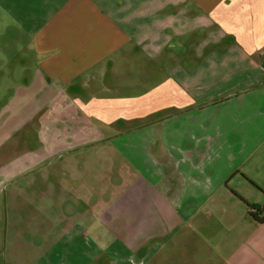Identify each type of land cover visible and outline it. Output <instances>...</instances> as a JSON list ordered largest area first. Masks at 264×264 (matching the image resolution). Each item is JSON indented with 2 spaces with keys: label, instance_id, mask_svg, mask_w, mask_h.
<instances>
[{
  "label": "crops",
  "instance_id": "obj_1",
  "mask_svg": "<svg viewBox=\"0 0 264 264\" xmlns=\"http://www.w3.org/2000/svg\"><path fill=\"white\" fill-rule=\"evenodd\" d=\"M0 84L37 101L24 114L39 117L49 149L27 152L26 120L0 109V264H133L160 236L143 210L165 205L191 224L237 169L264 175V0H0ZM82 148L120 173L107 200L29 175ZM246 200L237 210L250 223L261 203ZM114 214L134 215L121 236Z\"/></svg>",
  "mask_w": 264,
  "mask_h": 264
},
{
  "label": "rangeland",
  "instance_id": "obj_2",
  "mask_svg": "<svg viewBox=\"0 0 264 264\" xmlns=\"http://www.w3.org/2000/svg\"><path fill=\"white\" fill-rule=\"evenodd\" d=\"M13 87L14 85L0 84V109L14 110L16 115L21 116L18 119L26 120L21 131L23 133L25 129L27 134H32L26 151H31L34 156L40 155L41 148L47 151L49 149L45 147V140H43L44 143L41 140L39 117L31 116L29 113L24 114L26 111L29 112L30 107H34L35 112L39 104L36 100L16 95ZM20 135L21 132L16 138L18 139ZM94 151V148L71 151L62 158L46 163L42 168L30 171L29 175H36L34 179L36 178L35 184L38 185L41 184L40 175H47L50 185L63 180L67 187L81 186L91 190L92 201L107 200L108 194L114 190L111 184L115 185L118 181L116 175L120 173L109 174L110 165L106 163L108 158ZM25 156L27 155L24 154L23 159H20L24 160ZM223 165L224 161H219L213 166L209 165L207 174L213 175L215 170L221 169ZM116 166L118 168L124 166V170H132L134 175H138L133 166L125 164L124 161L117 163ZM189 170L192 175H204L200 169L190 168ZM234 174L213 195L204 198V204L199 210L194 207L195 205L193 206L191 224L185 225V221H182L184 219L167 211L165 205L150 206L149 210H143L142 215L145 218L142 220L146 222V229L153 233L160 232V236L149 238L147 243H143L140 253L135 252L133 264H227L229 255L250 254V252L262 254L264 258V187L262 185L264 175H242L243 171L240 172L238 169ZM110 175H114L113 183L108 178ZM147 187L150 188L148 185ZM151 192L154 194H152L154 200L164 203L155 191ZM194 196L191 197L192 203ZM85 199L88 200V197ZM246 199L261 203V205L251 204L248 208L246 215L252 219L250 223H246L239 217L244 210H237L240 201ZM151 200L153 199L147 195L142 201L149 207ZM124 216L120 218L119 214H114L117 224H113V229L120 236L123 231L121 228L123 222L127 224L134 217V215ZM177 221H181L178 226ZM100 230L104 232L105 226L101 225ZM253 238L255 244H253ZM129 246L133 248L136 245ZM126 262L124 264H132Z\"/></svg>",
  "mask_w": 264,
  "mask_h": 264
}]
</instances>
